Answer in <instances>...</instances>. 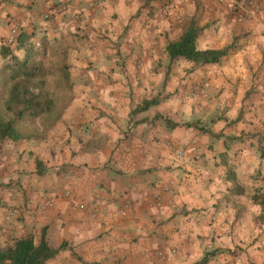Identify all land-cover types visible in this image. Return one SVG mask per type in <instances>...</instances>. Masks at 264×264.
<instances>
[{"label": "crops", "instance_id": "obj_1", "mask_svg": "<svg viewBox=\"0 0 264 264\" xmlns=\"http://www.w3.org/2000/svg\"><path fill=\"white\" fill-rule=\"evenodd\" d=\"M238 1L0 0V100L12 56L50 43L70 82L45 136L0 141V247L44 237L45 264H264V0L250 19ZM189 26L197 49L230 50L170 60Z\"/></svg>", "mask_w": 264, "mask_h": 264}, {"label": "trees", "instance_id": "obj_2", "mask_svg": "<svg viewBox=\"0 0 264 264\" xmlns=\"http://www.w3.org/2000/svg\"><path fill=\"white\" fill-rule=\"evenodd\" d=\"M198 33L196 28L189 26L177 40L169 41L166 51L170 60L183 57L198 64L216 63L230 50V46L222 49H197L195 41ZM19 35L14 45L17 44ZM42 50L43 53L44 48ZM31 56L29 54L23 59L12 56V62L7 65L9 86L0 109V141L4 139L16 141L23 137H31L32 135L22 134L18 123L41 119L51 115L55 110L54 99L44 91L45 82L43 78H39L42 67L33 62ZM68 68L65 62L62 77L70 85ZM60 113L55 115L53 122L59 119ZM253 199L260 205V218L264 220V192L254 194ZM56 253L57 250L50 247L44 237L35 242L31 236H24L0 247V264H45ZM206 260L207 257L204 256L196 264H203Z\"/></svg>", "mask_w": 264, "mask_h": 264}, {"label": "rangeland", "instance_id": "obj_3", "mask_svg": "<svg viewBox=\"0 0 264 264\" xmlns=\"http://www.w3.org/2000/svg\"><path fill=\"white\" fill-rule=\"evenodd\" d=\"M30 59L33 62H37L39 66L42 67V72L39 78H43L42 80L45 82L44 91L48 92L54 99L55 110L51 115L44 116L41 119L19 122L18 128L24 135L29 134L36 137H43L47 131L53 127L56 122H53L55 115L57 116V114L62 111L69 99L70 85L67 84L62 77L64 71L63 65L67 59V51L64 49L63 45L57 46L50 43L44 47L43 53L39 51L37 54L32 55ZM34 91H36V89H34ZM1 104L2 101L0 100V109L2 106ZM254 231L255 235H259L264 231V227L260 224L258 226L255 225ZM257 236L251 241H258ZM261 245L262 244H260V246Z\"/></svg>", "mask_w": 264, "mask_h": 264}, {"label": "built area", "instance_id": "obj_4", "mask_svg": "<svg viewBox=\"0 0 264 264\" xmlns=\"http://www.w3.org/2000/svg\"><path fill=\"white\" fill-rule=\"evenodd\" d=\"M255 6L254 0H241L238 1L237 4L234 6L235 13L238 18L243 19H250L253 15V9ZM10 26L8 35L6 36L4 42L6 46L14 45L17 41V36L19 35L22 27L23 21L21 18L13 17L10 19ZM182 154V152H179ZM53 199L49 198L44 201V206H51L53 204ZM78 207L83 209L85 206L83 204H79ZM97 211L92 212V215L96 216Z\"/></svg>", "mask_w": 264, "mask_h": 264}]
</instances>
